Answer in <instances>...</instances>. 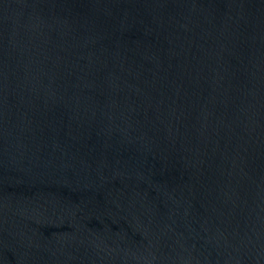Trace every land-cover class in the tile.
<instances>
[{"label":"water","instance_id":"water-1","mask_svg":"<svg viewBox=\"0 0 264 264\" xmlns=\"http://www.w3.org/2000/svg\"><path fill=\"white\" fill-rule=\"evenodd\" d=\"M0 264H264V0H0Z\"/></svg>","mask_w":264,"mask_h":264}]
</instances>
